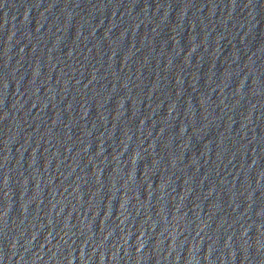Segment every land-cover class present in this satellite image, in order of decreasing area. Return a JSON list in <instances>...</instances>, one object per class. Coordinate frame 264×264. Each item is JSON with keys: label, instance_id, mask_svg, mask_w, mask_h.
Here are the masks:
<instances>
[{"label": "water", "instance_id": "95a60500", "mask_svg": "<svg viewBox=\"0 0 264 264\" xmlns=\"http://www.w3.org/2000/svg\"><path fill=\"white\" fill-rule=\"evenodd\" d=\"M0 264H264V0H0Z\"/></svg>", "mask_w": 264, "mask_h": 264}]
</instances>
